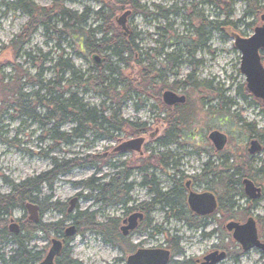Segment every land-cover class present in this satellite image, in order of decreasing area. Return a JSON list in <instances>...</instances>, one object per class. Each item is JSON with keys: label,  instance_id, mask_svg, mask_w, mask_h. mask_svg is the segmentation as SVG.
Returning <instances> with one entry per match:
<instances>
[{"label": "trees", "instance_id": "16d2710c", "mask_svg": "<svg viewBox=\"0 0 264 264\" xmlns=\"http://www.w3.org/2000/svg\"><path fill=\"white\" fill-rule=\"evenodd\" d=\"M67 1L75 0H51V4L47 7L38 6L31 0H14L16 7L25 14L27 20L7 45L0 47V52L8 51L12 58L9 64L0 63V143L12 145V142L5 137L6 134L3 132L6 127L5 122L23 118L38 124L42 129L49 127L48 132L51 134L53 144L51 146L52 150L60 144L68 146L74 141L85 142L89 137L92 140L117 141L119 136L128 139L129 137L143 135L149 131L146 123H133L121 117L123 106L135 96L138 99L144 98L156 103L152 106L156 111L153 118L164 127L162 136L156 140V144H160L172 138L176 128L180 124L186 123L185 120L191 118V113L188 112L186 107H168L162 103L161 94L166 90L165 88L174 92L178 89L187 88L191 91H197L203 88L219 100L217 105L219 112L217 113L229 115L230 110L225 109V107L230 102L222 96L223 90L219 89V86L213 88L209 83L197 84L191 82V74L187 76L185 81H175L164 86V84L155 82L157 79H163L165 74L162 70L155 71L149 64L144 68L142 67L146 63V59H141L142 55L137 44L138 36L131 33L126 26L123 27L119 24L116 19L124 14H127L126 20L136 15L146 16V9L141 6L139 0H87L99 5V10L95 13L72 11L65 6ZM238 1L243 4L242 17L237 22H233L231 18L234 17V7ZM202 3L210 6L217 15L214 20L210 21L194 15L195 38L192 42L184 44L190 55L193 46L205 47L210 34L213 32H221L223 38H229L226 29L237 33L235 30L238 24L253 31L256 22L264 14L263 0H202ZM192 13L190 18L193 15ZM172 15H176L175 10H172ZM91 16L94 17L97 26L85 29ZM164 18H167V13ZM218 18H221V20L218 21ZM38 30L42 31L43 36L56 37L57 40H61L63 36L68 37L91 59L94 70L98 73L96 79L99 80L102 86V97L109 102L107 109L104 107V103L98 109L90 107L77 96L76 90L81 87L87 89L91 79H84L76 71L72 60L62 54L57 57L54 63L53 69L56 72L53 80L44 79L46 69L43 65L47 60V54L40 55L38 58L31 53L24 52L25 47L30 44L32 36ZM238 34L243 36L242 33ZM181 39L182 37L177 41L180 43ZM261 55L264 65V52ZM22 56L28 62L38 63L33 74H30L26 69H22L19 65L18 60ZM94 56H98L101 60L100 63L104 64L101 69H99L101 64H96L93 61ZM111 59L115 60L117 64L124 65L130 73L128 72L125 75L117 67L112 69L109 65ZM179 60V57L169 56L167 64L168 66H175ZM9 66L10 73L5 74ZM169 69L172 68L169 66ZM104 71L109 72V76L103 77ZM153 73H156L154 77H152ZM107 80L111 81L109 85L105 86ZM120 86L124 87L122 91L118 90ZM25 88H33L34 90L25 93ZM234 92L236 97L243 101L248 98L252 99L244 83L236 86ZM253 104L264 110V105L259 100L253 98ZM142 106L136 104V110H139ZM215 112L213 110L211 114ZM224 119L228 120L227 117ZM233 122L243 127L253 126L251 123L244 122L242 116L236 115ZM66 124H72L74 127L69 133L60 132L59 129ZM260 141L264 145V132H260ZM147 156L148 159L144 163L147 171L153 170L165 158L164 155L154 154L153 152ZM111 161L112 158L108 154L87 155L69 161H60L59 163L53 161L52 169L48 172L28 177L17 184L2 178L4 183L11 187V192L5 195L0 194V245L9 244L12 246V250L7 255L0 254V264H40L44 258L43 252L31 246L32 241L38 233L43 234L45 237L52 234L56 238H64L67 221L75 225V236L89 233L100 237L105 245L118 247L124 255L130 253L131 248L118 230L121 219L113 217L105 222H99L96 218L101 210L124 205L125 180L127 178L123 169L127 166L125 162L120 163L123 168L121 169V175L118 174L120 176L118 181L111 179V177L105 181L107 175H103L105 178L92 176L77 184L89 192L84 199L94 198L95 204L99 206L96 211H77L72 215L67 212V204L59 202L48 204L51 196L40 199L43 188L51 192L52 186L59 175L66 174L74 168H94L95 171L99 172L105 166H113L114 163L112 164ZM260 172L264 174V168H259ZM113 183L115 187L112 186ZM145 183L147 184V180ZM153 184V182H150L148 185L150 190L155 191L156 188L152 187ZM230 184L231 179L228 178V187L226 188L229 203L233 199V195L230 193L232 188ZM46 201L47 205H44ZM27 203L39 206V222L32 223L24 217L17 221L19 232L17 234L10 233L8 226L12 213L15 211L25 212ZM49 210L59 214L61 218L55 222L43 223L41 218L44 212ZM164 210L165 207L160 209L164 212V216L166 214L169 216L168 218L177 221L198 220L197 216H191L186 210L177 212L172 210L165 212ZM151 213L152 209L145 212V220L140 233H147L150 230L154 234L165 235L166 233L160 227L152 226L149 217ZM222 213H225L229 219L233 217L230 210ZM246 215L247 213L242 214L243 217H246ZM226 216L224 218H227ZM259 220L264 221V217H260ZM152 233L149 236H152ZM175 238V236L169 238L166 235V244L170 245L167 249L172 251L176 247L171 243L172 239ZM64 239L65 243L60 253L55 257L54 264H82L71 257V249L68 244L72 238ZM173 253L176 252L173 250Z\"/></svg>", "mask_w": 264, "mask_h": 264}, {"label": "rangeland", "instance_id": "374dc122", "mask_svg": "<svg viewBox=\"0 0 264 264\" xmlns=\"http://www.w3.org/2000/svg\"><path fill=\"white\" fill-rule=\"evenodd\" d=\"M36 5L47 7L51 4V0H31ZM141 6L146 9V16L136 15L131 19L124 21L123 25L126 26L129 31L138 36L137 44L140 49L141 59H146V63L155 71H163L165 79L155 80L157 84L161 83L167 86L175 81H185L187 76L191 74V82L204 84L209 83L211 87L219 86V89L223 90L222 96L230 102L225 109L230 110L229 115L217 113L211 115L209 109L219 110L217 107L219 100L208 91L201 88L197 91H191L189 89H183L184 91L176 92L177 94L186 93L189 96L190 102L193 105L191 113H193V119H195L196 126L192 129L196 130L195 133L185 132V136L181 139H177V143H172L167 146H158L156 144L157 138L162 132L160 123H157L153 118V114L156 113L152 108L156 103L154 101H148L144 98L138 99L133 96L132 99L125 103L121 111L122 119L128 120L133 123H146L149 127V131L142 135L145 140V152L144 156L153 152L154 154H160L171 157L172 160H176L180 164L182 172L187 175L196 173L199 171V162L205 160V156L197 155L193 153L196 148L198 150H205L208 148L206 142V136L210 129H214L218 123V120L228 118L227 122L221 121V132L227 135V145L224 149V153L232 152L233 155L238 156L242 152L241 141L247 136V132L240 126L233 122L234 117L242 116V120L248 124H253L255 129L260 132H264V110L258 105L253 104L251 99L248 98L243 101L236 97L235 88L244 83V76L240 73V60L239 52L233 47V40L229 38H223L221 32H213L210 34L205 47L193 46L190 55L184 46V44L192 42L195 38L194 30L196 24L194 22V15L202 17L207 21L214 20L216 13L202 3V0H139ZM264 2V0H263ZM65 6L72 11L82 13L88 11L95 13L99 10V5L92 1L87 0H75L67 1ZM172 10L176 11V15H172ZM234 17L231 18L233 22H237L242 17L243 4L236 2L234 7ZM169 13H168V12ZM191 12H193L190 18ZM167 13V18H164ZM118 19V18H116ZM27 18L25 14L19 10L14 0H0V47L7 45L12 37L19 32L21 27L25 24ZM218 21L221 18L217 19ZM251 22V21H249ZM260 20L256 22L255 26H260ZM97 23L94 22V17L91 16L85 29L94 28ZM235 32L242 33L243 37H249L253 31L244 28L243 25L238 24ZM208 36V35H207ZM180 43L177 39L181 38ZM25 53H31L37 56L47 54V60L43 67L45 70L44 79L53 80L55 70L53 69L54 63L57 57L62 54L64 57H68L72 60L75 69L86 78H90L87 89L81 87L76 90L77 96L83 100L84 103L90 107L101 108L104 103V107L107 109L109 106L108 100L102 97V86L96 77L98 73L94 70V64L91 59L87 57L77 46V44L70 40L68 37H62L61 40H57L56 37H45L41 30L35 33L30 41V44L25 47ZM169 56L179 57V62L175 65L167 64V58ZM12 58L8 51L0 52V63L9 64ZM22 69H26L30 74H33L35 67L38 66L37 62H28L22 56L18 60ZM109 65L112 69L117 67L120 72L128 74V70L124 65L117 64L115 60L111 59ZM101 64V65H100ZM99 69L104 64L100 63ZM10 66L5 74L10 73ZM130 73V72H129ZM109 72L104 71L103 77L109 76ZM156 73H153V76ZM111 80H107L106 85H109ZM159 86V85H158ZM124 87L120 86L119 91H122ZM168 90L167 88H165ZM25 93H30L33 88H25ZM75 91V89H74ZM136 104L143 105L136 110ZM208 109V110H207ZM219 112V111H218ZM215 116L214 118H212ZM233 122V123H232ZM5 137L12 142V145L6 143H0V194H8L11 192V187L4 183L2 178H6L7 181L17 184L28 177L36 176L44 172H48L52 169L53 161H69L74 158H82L87 155L95 154H108L112 152V148L117 145V141L112 140H92L91 137L87 141H74L71 145H58L56 149H51L52 140L51 134L48 132V126L42 129L38 124H35L27 119H20L16 121H7ZM74 126L72 124H66L62 127L60 132L69 133ZM233 128L235 129L232 132ZM158 132V134H157ZM138 137V136H137ZM121 141H125L124 136H119ZM127 140V139H126ZM198 142V143H197ZM198 144V145H197ZM180 145V146H179ZM181 145H187L188 147H182ZM210 146V145H209ZM246 146V145H245ZM136 154H124L119 156H113L112 162H125L131 163L135 161ZM254 161L257 169L264 168V151L258 154ZM193 169V170H192ZM169 174L171 172V166L168 165ZM113 169L111 166L103 167L99 172L94 168L86 169H72L66 174H61L56 178L52 186V191H48L43 188V192L40 195V199L51 196L49 203L59 202L67 204L72 198H77V202L74 206V211L71 213L74 215L77 211H96L99 207L92 199H84L89 192L77 185L78 183L85 181L92 176L95 178H105L103 175H107L104 179L109 180V176L112 175ZM137 182H140L138 177ZM157 180L164 181L166 176L157 173ZM256 184L261 188L263 197L257 201V209L253 212L256 217H264V174L261 172L258 174ZM139 196L137 200L144 198V193L139 190ZM94 195V194H93ZM43 197V198H42ZM149 200V196L147 198ZM44 205H47L44 203ZM25 215V216H24ZM27 212L15 211L11 215V219L15 222L22 218L27 219ZM123 215V208L111 207L101 210L96 215L99 222H105L109 218L117 217L121 218ZM152 226L156 225L160 227L166 234H154L150 230L147 233H139L131 238L132 244L142 243L139 248L144 249H158L166 248V235L170 237L178 236L180 238V247L185 255L174 256L175 262L194 260L202 258L210 250L215 248H226V252L230 254V258L226 259L220 264H264V260L261 259L254 250L249 251L248 256L239 257V246L231 239L226 230L222 229V235L220 233L215 236L214 233L211 237L206 239H200V231H189L184 224L174 221L173 219L168 222L164 221L163 212L155 208L149 215ZM210 225L203 230V233H212L214 230L220 231V225L224 226L232 219L222 218L219 215L213 214ZM61 216L52 211H45L41 221L43 223L55 222L59 220ZM9 220V219H8ZM221 221V223H220ZM68 226L71 222L67 221ZM264 227L259 226V233H263ZM152 233V236L149 234ZM193 235V236H192ZM194 240H190V237ZM54 236L51 234L45 237L43 234L38 233L35 239L32 241L31 246H34L36 250L43 252V257L46 255L50 240ZM71 249V257L82 264H122L118 261L122 254L115 248L103 244L100 237L94 236L89 233H85L82 236H75L68 244ZM12 250V246L9 244L0 245V254L7 255ZM125 255L123 258H126Z\"/></svg>", "mask_w": 264, "mask_h": 264}, {"label": "flooded vegetation", "instance_id": "af4514ba", "mask_svg": "<svg viewBox=\"0 0 264 264\" xmlns=\"http://www.w3.org/2000/svg\"><path fill=\"white\" fill-rule=\"evenodd\" d=\"M234 47V46H233ZM235 48V47H234ZM264 52L263 49L258 51L259 59L261 66L264 69L263 61H262V55L261 53ZM240 54V53H239ZM241 58V54L239 55V60ZM240 65V64H239ZM240 71V67H239ZM241 73V71H240ZM242 74V73H241ZM243 75V74H242ZM165 79V75H163ZM244 76V75H243ZM244 83L245 82V77H244ZM172 84V83H171ZM170 91V90H165ZM183 91L182 89H178L176 92ZM163 92V93H164ZM175 93L177 96H183L184 97V102L182 104H175L173 106H168V107H174V106H182L186 107L188 112L192 108V104L190 102L188 94H177L174 91H171ZM161 94V101H162V95ZM181 93V92H180ZM251 102L255 98L252 94ZM259 100V99H257ZM261 103L262 101L259 100ZM163 103V101H162ZM164 104V103H163ZM262 105H264L262 103ZM208 110V109H207ZM215 113H212L211 115H215L218 111L215 110ZM212 112L211 109H209V113ZM193 113H191V118L185 120L186 123L180 124L176 130L172 138H170L167 141H163L160 144H157L158 146H167L172 143H177V139H181L185 136V132L189 131V133H195L194 129H192L193 126H196L195 124V119H193ZM213 116L212 118H214ZM221 121L227 122L225 119H220L218 120L219 125L214 127V129H210L206 136V142L209 143L207 144L208 148L205 150H194L193 153H188V154H193L196 157L199 155L205 156V160L200 162V158L198 157L197 162H199V171L196 173H192L190 175L185 174L182 172L180 168V164L176 160H172V158L169 156H165V160L161 161L158 166H155L153 170L147 171L146 168L144 167L145 161L148 159V156H144L145 152V140L141 144V149L140 151H128V152H120L117 151V147L129 140L137 139V138H143L142 135L140 136H135V137H129L125 141H121V139H118V143L116 146L112 148V152L110 153L111 158L113 159V156H119V155H124V154H136L137 157L135 158V161H131V163H126V167L123 168L121 166V162H115L111 161L112 164L114 163L112 167L113 173L109 177L111 179H115L116 181L119 180L121 175V169H124V175L127 176L125 180V198H124V205H119V207L123 208V215L120 218L121 221L119 222V233L123 237V239L128 243L129 247L131 248V252L126 254V258H123L125 255L121 253L120 249L118 247H113L117 251H119L122 254V257L118 260L121 261L122 264H129V258L138 252H145V251H159L161 250L162 252H167L168 256L166 259L161 262V264H178L180 261L175 262L174 256H184L185 253L184 251L178 247L180 244V238L175 236V239H172V245L176 246L173 250L176 253H173V250L167 249L168 246L166 245V248H158V249H144V248H139L142 243L139 244H132L131 243V238L137 234L140 233L142 230V226L144 224L145 220V212L147 210L152 209V212L154 211L155 208H158L160 211L161 208L165 207V212L169 210L172 211H183L186 210L191 214V216H197L198 220L197 221H177L185 225V227L190 231H200V239H206L208 237H211L214 233L215 236L222 235V229L226 230L227 234L231 237V239L239 246V257H245L248 256L249 251L254 250L255 253L264 260V252L258 248H250V249H244L243 246L233 238V231H228L226 229V225L229 222H234L239 225H244L249 219H252L255 223V228H256V233H257V240L260 244L264 245V230L263 233H259L258 227L263 226L264 227V221H260V217L254 216L253 212L256 211L257 209V201H259L263 197V193L260 187L256 184L257 177L259 174V169L255 167L254 161L256 160V156L258 154H261L264 151V145L260 141V131H257L253 126H241L243 129L247 132V136L241 141V147H242V152L238 156H235L230 153H224V149L227 145V135L224 132H221ZM162 127V125H161ZM163 129L162 127V132L158 138H160L163 134ZM250 129V130H249ZM235 129L233 128L232 132H234ZM217 132L220 133L221 135L224 136L225 139V144L224 147L221 150H217L211 140L209 139V136L211 133ZM146 134V133H145ZM143 134V135H145ZM158 134V132H157ZM157 138V139H158ZM144 139V138H143ZM183 139H181L182 141ZM256 142L257 145L260 147V150L251 153L249 150L251 149V143ZM198 143V142H197ZM198 145V144H197ZM246 145V146H245ZM180 146V145H179ZM182 147H188L187 145H181ZM144 148V152H143ZM107 155V154H105ZM198 155V156H197ZM167 164L165 167L164 165ZM168 165L171 166V172L172 174H169L168 170ZM102 169V168H101ZM100 169V170H101ZM193 170V169H192ZM157 173L162 174V176H166L164 178V181L157 180ZM119 174V175H118ZM148 175V176H147ZM138 177L140 182H137ZM228 178L231 179V184L230 186L232 187L230 189V193L233 195V199L231 203H229V195L227 188V180ZM147 180V184L145 183ZM248 180L256 188L260 189V198L256 200H252L247 197L245 194V185L244 181ZM153 182L154 184L152 185L153 188H156L155 191L150 190L149 183ZM146 184V185H145ZM156 185V186H155ZM113 187H115L114 183L112 184ZM139 190L140 193H144V198L137 200L139 196ZM243 195V196H242ZM149 196V200H147ZM165 196V198H163ZM68 206H69V201H68ZM39 207V206H38ZM111 208V207H109ZM231 211L233 214L232 220L224 224V226L220 225V231L214 230V232L208 234V233H203V230L207 228L210 225L211 217L213 214L219 215L220 217L224 218L225 213L222 212H227ZM212 212V214L206 215L204 213ZM163 212V211H161ZM201 215H197L199 213ZM40 213V212H39ZM247 213L246 217H243L242 214ZM40 215V214H39ZM132 215H138L141 218L137 220V226L135 229L130 230L127 232L126 235L123 234V231L121 230L123 227L128 225V219ZM164 215V212H163ZM165 214L164 216V221L168 222L171 220V218H168ZM226 219V218H225ZM221 223V221H220ZM72 224V223H71ZM74 225V224H72ZM75 226V225H74ZM76 228V227H75ZM66 229V228H65ZM64 229V231H65ZM193 236V235H192ZM190 237V240H194L193 237ZM64 238H66L64 236ZM64 238H57L60 240L62 243V248L65 243ZM216 247V246H215ZM214 250L208 251L206 254L203 255V257L194 259V260H188V261H183L180 264H205V257L212 253H224L225 258L216 264L223 263L226 259L230 258V254L226 252V248H215ZM50 249V245L48 248V251ZM47 251V252H48ZM228 251V250H227ZM55 258L53 260L54 264Z\"/></svg>", "mask_w": 264, "mask_h": 264}, {"label": "water", "instance_id": "95a60500", "mask_svg": "<svg viewBox=\"0 0 264 264\" xmlns=\"http://www.w3.org/2000/svg\"><path fill=\"white\" fill-rule=\"evenodd\" d=\"M127 14L119 17L117 22L123 27ZM262 25L256 27L253 34L248 37H241L236 33H231L229 29H226L227 33H230L231 39L234 41L235 49L241 54L240 58V71L245 77L246 88L255 98L262 101L264 104V69L261 66L258 51L264 50V14L260 17ZM93 61L96 64H100V58L98 56L93 57ZM162 101L166 106H173L175 104H182L184 102L183 96H177L171 91H166L162 95ZM209 139L213 143L217 150H221L224 147L225 139L220 133L213 132L209 136ZM143 138H137L121 143L117 147V151L128 152V151H140L141 144L143 143ZM260 150V147L256 142L251 143V153ZM245 194L248 198L256 200L260 198V189L256 188L253 183L248 180L244 181ZM77 202V198H72L69 201V207L67 212L70 213L74 210V206ZM25 211L27 212V219L32 223L39 222V207L36 204L27 203L25 205ZM201 215L200 212L197 215ZM206 215L212 214V212L204 213ZM141 218L138 215H132L128 219V225L123 227L121 230L123 234L126 235L128 231L135 229L137 226V220ZM228 231H233L234 240L238 241L243 248H258L264 252V245L260 244L257 240V233L255 228V223L252 219H249L244 225H239L234 222H229L226 225ZM10 233L17 234L19 232L18 224L11 219L8 226ZM76 234V228L74 225L66 227L64 231V236L66 238L73 237ZM62 250V243L57 238H52L50 241V249L46 254L45 258L40 264H53L54 258ZM167 252L159 251H145L138 252L137 254L129 258V264H161L166 257ZM225 258L224 253H212L205 257V264H216L217 262Z\"/></svg>", "mask_w": 264, "mask_h": 264}]
</instances>
